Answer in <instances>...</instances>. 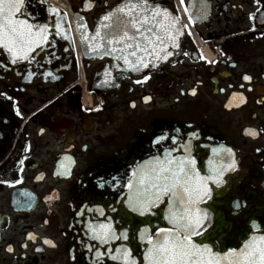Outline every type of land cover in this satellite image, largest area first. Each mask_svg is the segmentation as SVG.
I'll return each instance as SVG.
<instances>
[{
  "label": "flooded vegetation",
  "instance_id": "1",
  "mask_svg": "<svg viewBox=\"0 0 264 264\" xmlns=\"http://www.w3.org/2000/svg\"><path fill=\"white\" fill-rule=\"evenodd\" d=\"M49 1L29 0L20 17L50 25L28 60L0 49V264H97V250L99 264H121L107 255L118 247L144 264L147 237L170 227L167 198L141 214L129 180L185 143L201 175L229 162L213 148L236 162L209 182L194 239L224 252L264 234V0H156L187 27L170 58L141 71L89 51L77 31L93 36L121 0ZM109 226L116 238H94Z\"/></svg>",
  "mask_w": 264,
  "mask_h": 264
},
{
  "label": "snow or ice",
  "instance_id": "2",
  "mask_svg": "<svg viewBox=\"0 0 264 264\" xmlns=\"http://www.w3.org/2000/svg\"><path fill=\"white\" fill-rule=\"evenodd\" d=\"M39 2L43 4L44 0ZM28 3L29 0H0V49L9 55L12 63L28 60L35 49L47 41L49 35V23L37 22L34 16L31 22L20 18L28 16ZM47 12L49 15L57 13L54 26L56 35L70 40L71 36L64 34L63 18L59 17L57 9L49 8ZM186 27L180 16L171 14L156 0H121L118 6L101 18V24L93 36L87 35L82 23L77 24V31L80 32L81 43L86 44L89 51L103 48L104 54L122 61L132 71H141L156 67L159 61L172 56L170 48L178 47L179 37ZM243 79L251 78L244 76ZM165 138L162 135L154 142ZM172 139L175 142V137ZM183 147L185 154L182 156H172V149L166 150L162 157H151L134 170L133 178L129 180V185L134 186L136 191L137 207L134 210L141 214L167 198L164 219L170 227L158 228L155 236L147 237L148 246L143 250L144 264H264V234L250 235L241 246L228 248L224 252L215 251L211 245L198 243L194 239L206 227L208 213L200 205L211 197L209 182L217 185L223 183L224 173L235 171L236 162L231 149L213 148L214 156L223 162L222 153H225L229 162L213 166L210 174L201 175L187 144ZM104 227L101 225L102 229ZM29 238L35 239L32 234H29ZM94 238L107 243L116 235L109 226L107 231ZM44 242L51 243L48 240ZM8 250L11 251V247ZM103 255L97 250V264ZM107 255L121 264H138L126 247H118L114 253L109 250Z\"/></svg>",
  "mask_w": 264,
  "mask_h": 264
},
{
  "label": "bare ground",
  "instance_id": "3",
  "mask_svg": "<svg viewBox=\"0 0 264 264\" xmlns=\"http://www.w3.org/2000/svg\"><path fill=\"white\" fill-rule=\"evenodd\" d=\"M57 1H58V0H50V2H52V3H57ZM58 2H59V1H58ZM62 2H63V1H62ZM62 2H61V3H62ZM61 6H62V5H61ZM63 7H64V6H63Z\"/></svg>",
  "mask_w": 264,
  "mask_h": 264
},
{
  "label": "water",
  "instance_id": "4",
  "mask_svg": "<svg viewBox=\"0 0 264 264\" xmlns=\"http://www.w3.org/2000/svg\"><path fill=\"white\" fill-rule=\"evenodd\" d=\"M179 42H180V37H179V40H178V44H179ZM168 58H170V56Z\"/></svg>",
  "mask_w": 264,
  "mask_h": 264
}]
</instances>
